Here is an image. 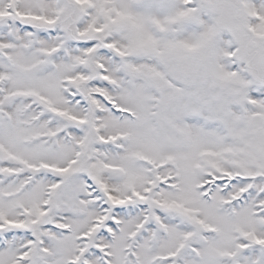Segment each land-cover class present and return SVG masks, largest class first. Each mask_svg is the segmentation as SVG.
Masks as SVG:
<instances>
[{
    "label": "snow or ice",
    "instance_id": "6c2138e0",
    "mask_svg": "<svg viewBox=\"0 0 264 264\" xmlns=\"http://www.w3.org/2000/svg\"><path fill=\"white\" fill-rule=\"evenodd\" d=\"M0 264H264V0H0Z\"/></svg>",
    "mask_w": 264,
    "mask_h": 264
}]
</instances>
